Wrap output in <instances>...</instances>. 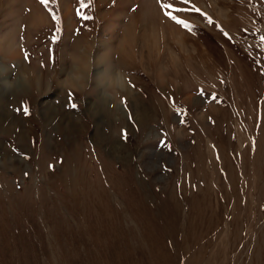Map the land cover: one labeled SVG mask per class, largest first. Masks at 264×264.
Wrapping results in <instances>:
<instances>
[{
	"label": "rangeland",
	"instance_id": "rangeland-1",
	"mask_svg": "<svg viewBox=\"0 0 264 264\" xmlns=\"http://www.w3.org/2000/svg\"><path fill=\"white\" fill-rule=\"evenodd\" d=\"M97 1L0 0V38L20 51L0 54L2 82H17L0 89V264H264V0ZM133 19L131 95L92 73L77 93L53 85L82 36L116 65ZM146 40L162 45L158 66ZM24 67L48 95L21 92Z\"/></svg>",
	"mask_w": 264,
	"mask_h": 264
},
{
	"label": "bare ground",
	"instance_id": "bare-ground-1",
	"mask_svg": "<svg viewBox=\"0 0 264 264\" xmlns=\"http://www.w3.org/2000/svg\"><path fill=\"white\" fill-rule=\"evenodd\" d=\"M102 2H103V0H98L97 1L98 6L99 5L101 6ZM217 5H218V3H217ZM215 7H216L215 4H212V9ZM202 8L206 9L205 7H202ZM32 9H33V14L31 16H29L27 19L29 20V19L33 18L30 22L31 26L32 27H38L40 24H42L43 18L41 15L35 14L36 10L33 7H32ZM64 10H67V12H65V20H66L67 30L70 32L71 30H73L75 25H74V22H73L72 17H71V12H69L67 7H65ZM228 10H229V8L226 9L225 11H221L218 14V17L220 18L219 20L221 22L227 20V18H228L227 11ZM148 14L147 13L143 14V16H144L143 22L144 23L146 22V25H147V19H148V22L150 21ZM130 24H131V28H128V26H127L128 29L126 28L125 30H123V32H124L123 33V41L121 42L120 47L117 49V53L119 56H117L116 65H110L109 63L105 62L106 59L100 60V58L97 57V53H98L99 47L101 45L98 42H96V40L90 41L85 36H82V37L77 38V40H75V42H74V46L72 48L73 51L69 55L70 64H72V65L68 66L69 69L63 68L62 67L63 65L60 63L59 68H56V70L54 71L53 85L55 84L54 86L58 87L62 93H65L67 89L77 93L86 87L89 80H91L90 79V73H92L91 74L92 75V81H93L94 86L96 88L101 89L104 86L106 88H109L110 90L117 88L118 90L124 91L125 93H130V95H131L132 91L125 84V76L126 75L124 73H122V70L126 69L128 67L131 68L137 62V59H138L137 54H136L137 50H138V48H137V42H138L137 35H138L139 31H138V28H137V25H136V22L134 19L131 21ZM172 34H173V32H172ZM176 41H178V48L177 49L181 50L182 53H187L186 54L187 59L190 58L192 56V54L193 55L196 54L198 57V53H199L198 52V46L192 44V46H191L192 47V51H191L192 53L188 54L187 47L185 46L187 44V42H186L187 40L181 35V36H178V38H176ZM176 41H175V44H176ZM152 43H148V40H146L144 45H143V48L151 56H156L154 63H156V65L158 66L159 61L162 60V56H163L161 54L162 45H161V47L159 46V41H157V42L153 41ZM12 44H13L12 39L9 40L8 42H4L3 39L0 38V54L7 56L9 59L17 60L20 57V51L16 45L12 46ZM164 47H165V45H164ZM128 52H130V54ZM170 53H171L170 58L167 57L166 60L169 59V61H170L169 64L172 65V67L176 68L178 65H180V61L183 58L180 60L179 59L180 56L176 55L177 53L176 54H174V52H170ZM199 55H202V54H199ZM209 57H208V59H209ZM156 60H158V61H156ZM196 60H198V58ZM187 61L189 62L190 60H187ZM116 67H118V69H116ZM160 67H163L162 64L160 65ZM67 70H68V72H66ZM23 71H24V73L28 72L27 69H25V67L23 68ZM3 75H4V70L0 67V83H2V84H0V89L6 91V90H8V86H9V88H11L14 85H16L17 82L13 83L11 85H9L7 83H3L2 82L4 80ZM43 75L46 76L45 74H43ZM29 77H30V73L28 72V75L26 78L27 79L26 84H25V79L20 80L19 87L22 89H25V90H21V92H26L28 88L32 89V86H33L35 88L32 89V91L30 89V93L26 92L27 94H29L28 95L29 98H33V97L39 98L40 96H42L44 94L48 95L50 93V91H49V89L51 88L50 84H48V83L41 84V83H39L38 80H35V83H33V82L30 83ZM114 101L115 100H113L110 96L103 95V97L101 99V105L106 102V104H108V106H109V103L113 104ZM44 107L46 108V106L43 105L42 109H44ZM49 110H52V108L49 107L45 111L49 112ZM117 110L122 111V107L119 104H116V111ZM70 119L68 120V122L70 121ZM11 124H12V126L14 125L13 123H11ZM70 124L69 125L71 127H73V128L76 127V125H75V123H73V121ZM19 136H20L21 140H23V138H24L23 132L22 133L20 132ZM209 147L211 148V146H209Z\"/></svg>",
	"mask_w": 264,
	"mask_h": 264
},
{
	"label": "snow or ice",
	"instance_id": "snow-or-ice-1",
	"mask_svg": "<svg viewBox=\"0 0 264 264\" xmlns=\"http://www.w3.org/2000/svg\"><path fill=\"white\" fill-rule=\"evenodd\" d=\"M92 0H89V3H91ZM115 2V0H113V3ZM181 2L187 3L189 2V0H181ZM41 4H44L45 6H47L48 0H40ZM83 3V0H82ZM161 7L165 8V9H169V8H173V4L170 3H161ZM176 12H180L183 11L184 9L181 8H175L174 9ZM196 11H199V9H196ZM168 15L170 16V18L175 21L176 23L180 24L181 26L184 27H188V22L183 20V19H179L176 15H172L171 13H168ZM264 39V38H262Z\"/></svg>",
	"mask_w": 264,
	"mask_h": 264
}]
</instances>
